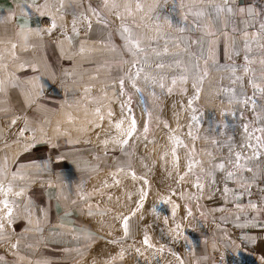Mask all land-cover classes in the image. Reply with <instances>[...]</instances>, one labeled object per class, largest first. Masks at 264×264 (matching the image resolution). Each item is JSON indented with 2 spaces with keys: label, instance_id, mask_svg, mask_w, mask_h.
Here are the masks:
<instances>
[{
  "label": "crops",
  "instance_id": "crops-1",
  "mask_svg": "<svg viewBox=\"0 0 264 264\" xmlns=\"http://www.w3.org/2000/svg\"><path fill=\"white\" fill-rule=\"evenodd\" d=\"M27 2L31 3V0ZM111 2L112 0H110L109 8H103V0H63L66 13L61 18V14L52 7L53 4L59 7L60 0H47L49 8L42 9L46 13L45 16H40L34 8L30 16H25L21 7L24 0H0V81L4 82V91L0 92V109H2L0 111V145H3L7 137V131L2 128L4 123H8L7 121L21 122V129L27 123L29 129L24 133L26 140L23 142L21 152L19 148H13L8 153L0 152V166H4L5 160L7 161L8 180L12 179V173L17 169L26 174L24 180L17 178L14 181L13 190L8 197L19 205V216L12 225L5 221V231L9 235L5 242L0 243V257L4 258V264H98L96 261L87 262V259L92 247H96L101 240L107 239L100 234L102 229L107 227L104 224V218L110 216L111 226L116 227L115 233L120 229L119 227L122 228V224L120 226L118 224V209L114 208L113 204L106 210L107 216L102 217L97 213L100 210L102 194L98 186L97 201V188L94 187L93 180L104 170L118 165L129 169L132 175V166L127 167L131 158L128 148L126 147L121 155L114 149L97 152L92 148L72 143L70 135L66 134L65 125L60 123L57 128L53 126L70 83L93 82L98 85L93 86L92 90H102L106 89L104 84L117 83L122 68H133L131 58L122 53L124 41L119 35L121 21L116 18L115 10H110ZM38 3L43 5L45 0H38ZM89 3L100 9L104 19L108 21L107 28L101 23L97 27L96 16L87 10ZM115 3L119 5L118 10L125 17L124 23L133 29L134 35L145 42L155 38L147 52L152 67H155L159 61H163L165 67L175 61L182 62L179 68L176 67L178 70L175 74L177 77L182 73L189 74L188 80L186 83L178 80L175 89L188 83L192 85L187 94L176 96L184 99V108L189 107L188 101L196 95L193 76L207 72L202 84L199 85V97L193 101H196L197 110L200 113L207 111L208 115L221 118L216 122L217 127L211 129L223 133V142L219 145L223 149V155L218 162L224 163V170L216 173L214 180L217 185L207 187L206 200L199 199L198 202L193 203L191 221L184 234L182 231L185 227V219L177 209H175V222L173 224L170 222L171 224L167 227L176 228L177 224L180 225L178 228L180 231L175 233L182 244V249L186 246V259L189 264H264L262 259L264 257V176L258 178L255 183L245 185L248 191L242 187V177L244 175L251 177L252 173L245 174L241 169L240 176L228 179L226 173L231 171L229 160L232 156L230 157L229 147L225 144V141H228L227 144L230 143L229 135L234 131L236 140H232L233 147L238 146L239 150L246 154L243 157H252L251 149L240 148L244 135L243 125H249V132L264 126V96L259 92L255 94L257 101L255 110L251 101L247 105L242 102H229V98L234 94L233 89L240 101L243 100L241 91L248 97H252L254 89L250 80L253 73L257 77L264 76V63H262L264 35L258 33L259 23L264 22V5L257 0H227L228 5L233 9L232 18L229 20L228 14L221 13L217 23L213 19L215 13L211 6L223 5L225 0H140L144 6L143 11L135 10L136 0H115ZM71 4L73 8L70 10ZM125 4L133 9L131 17L125 11ZM240 8L245 9L243 15L238 11ZM190 9L193 11L204 9L206 12L211 11L212 14L205 15L196 21L195 17L189 13ZM73 10L77 14L85 12L97 24L90 45L87 41L78 40L76 46L70 47L71 44L68 45L64 41L55 43L49 37L55 33V30L57 31L59 26L61 28L68 26L63 20L67 18L68 13L72 14ZM249 11L254 15H249ZM54 16H56L57 28L49 34L47 32L50 27L49 18ZM185 17H187L186 20ZM42 19L49 24V27L42 29ZM69 19L73 21V16H69ZM194 21L201 26L199 29L194 28ZM85 27V23L78 20L76 33L83 31ZM180 28H184V31H179ZM233 28L236 29L235 32ZM209 30L216 33L210 39L213 43L216 62L222 66L233 63L244 66L246 64L244 31H248L249 40L254 36L258 37L257 42L251 45V51L248 52L250 61L247 62V67L250 71L245 72L243 67H240L236 72V75L243 78L242 87L241 82L233 83L229 79L232 75L230 70L221 67V71H224L221 73L224 74L217 78L218 76L210 74L214 71L220 73V70H215L213 61L209 60L206 64L204 59L199 58L201 50L205 55H211L207 44L195 43V41L209 39L207 36ZM76 33L72 31L71 26L69 34L73 36ZM109 34H111V42H109ZM14 44L15 48H13ZM113 46L116 47V51H112ZM82 47L83 52H81ZM165 47L167 52L164 51ZM153 48L160 53L159 56L152 51ZM234 48L239 51V55L235 54ZM197 58H199L200 66L198 72L192 67ZM34 68L38 71H34ZM36 76L42 78L41 82L44 84L42 94L35 86L36 81L33 78ZM13 80H17L20 86L11 87ZM170 81L171 77L165 81V84L171 85ZM141 82L143 83L142 77ZM257 82L264 86V81ZM147 97H144L142 104L146 115L149 113L155 115L153 109L146 104ZM64 104L67 105L65 102ZM168 115L172 117L171 122L175 116L174 123H171L175 131L177 113L170 111ZM258 115L261 117L259 120L256 118ZM231 116L236 117L233 119L237 122L235 125L232 124ZM68 117L69 113L63 111L58 119ZM186 123L181 124L183 129L180 128L185 133L188 129V123ZM70 129L74 130L75 127L72 126ZM33 134L35 145L31 146ZM166 134L164 132L154 141L142 145V153H151L155 162H158L159 177L153 180L150 175L151 167L145 159L143 161H146V165L140 167L138 164L139 172L148 174L154 185L158 187V192L152 193V199L157 197L160 201L167 194L165 191L175 190L171 185L176 186L177 177L187 171L188 165V156L183 148L176 152L175 157L173 156L172 150L175 145L170 139L171 135ZM163 135L170 140L168 148L161 143ZM26 148L29 150L26 151ZM6 155L9 160L5 157ZM97 157L99 159H96ZM177 158L178 163L174 166L173 162ZM137 160L139 162L140 157ZM248 166L252 167L253 171L257 169L264 171V154H261L259 159H248ZM136 177L138 181H141L142 189L145 191V179L137 175ZM115 178L118 179V173ZM184 186L189 191L195 189L193 183H185ZM226 187L227 193H225ZM21 188L24 189L23 195L15 196ZM108 195L109 193H105L104 197ZM195 195L203 196L199 192ZM82 196L87 198L84 199ZM212 196H215L217 200L209 198ZM219 196L222 198H218ZM249 201L257 204L258 208H251ZM238 204L240 207H237ZM25 206L31 209V217L24 215ZM147 206L144 199L142 208L146 210ZM89 209L94 215H88ZM156 210L159 213L173 212V207L169 203L159 202ZM38 226L43 229L42 232L36 230ZM120 230L123 235L122 229ZM89 233L93 236L91 240H89ZM181 234L184 235L185 245L182 243L183 235ZM141 237L142 243L143 236ZM17 241H19L18 248H12L11 245ZM104 243H101L99 247H104ZM125 243L128 250L124 255L134 256L135 248H138L136 243L130 240ZM130 245L134 246L129 247ZM94 259L98 260L95 255ZM176 259L180 264H188L182 258L181 260L176 256Z\"/></svg>",
  "mask_w": 264,
  "mask_h": 264
},
{
  "label": "rangeland",
  "instance_id": "rangeland-1",
  "mask_svg": "<svg viewBox=\"0 0 264 264\" xmlns=\"http://www.w3.org/2000/svg\"><path fill=\"white\" fill-rule=\"evenodd\" d=\"M72 8L73 4H71V7H69V9L71 10ZM69 16L73 15L71 13H68L66 18L67 20H63L67 23L68 26H64L63 28L59 26L57 31L55 30V33L49 37H51L55 43L64 41L68 45L71 44L70 47L76 46V42H78V40L87 41V44L90 45L91 40L93 38V33L95 32V26L97 25L95 21L89 18L92 24V27L89 29L87 27L88 21L82 20V22L85 23L86 27L83 31H80L72 36L69 34L70 27L72 26V20L69 19ZM58 17H60V15ZM44 21L45 20L43 19L41 20L42 29L49 27V24L45 23ZM99 26L100 23H98L97 27ZM68 37H71V40H69ZM130 70L132 71V73L135 72V68L125 67L121 69L120 75V79H124L125 92L127 94H130L132 97V108L137 122L136 131L133 136L129 139L128 145L122 146L116 143V141L126 138L121 136V132H126L128 130V123L131 120V117L128 115L127 108L125 107L123 111L121 109V104L127 101V95H124L126 97L125 98L119 94L118 98V93H120V79H118L117 83H114L113 85L104 84L106 86V89L102 90H92L91 88L93 86L98 85L93 82L70 83L68 92L63 96V102L61 101L63 105L59 111V115L61 112L66 111L67 113H69V117L58 119V115V117L53 122L54 128H57L60 123L62 125H65V129L67 130L66 134L70 135L72 143L75 142L79 146L86 148L89 147L97 152H102L106 149H114L117 150L120 155L122 151L126 150L127 147L131 157V171L135 172L137 176L148 181L145 188V191L147 192V196L145 199L148 204L146 210L142 207L139 209H136L135 207V202L139 200L142 184L141 181H138L137 179L134 180L132 175L130 177L128 176V183L124 189L121 185H116L114 181L99 184L97 182L94 184V187L97 188V201L98 186L100 187L99 192H101L102 194L100 210L97 213H106V210L109 208V206L113 204V207H117L118 209L117 215L119 226L122 224V221L119 219L120 216H130L133 211H135V215L131 216V219L129 220L130 234L127 238H124V236L122 235L120 229H122L123 231V228L121 227H119L120 229H118L116 233L114 232V229L116 227L115 225L111 226L110 216L105 217L107 216L106 214L102 215V217H105L104 224H106L107 227L103 228L102 233L100 232V234L105 236L107 239L101 240L96 247H92L87 262L96 261V263L98 264H104V258L111 255L117 256V259L114 261L115 264H180L179 261L176 259V256L180 259L182 258L187 261L186 246L184 247V249H182V244L178 241L177 235L175 233L179 232L180 229L167 227L169 224H173L175 222L176 213L174 215L173 212L159 213L158 210H156L158 208V203H161V201L157 197L152 199V193L158 192V187L154 185L153 181L151 180L148 174L139 172L138 164L140 165V167H143L144 165H146L145 162L147 161L148 165L151 167L150 175L153 177L154 180L157 179L160 175L158 171V162H155V158H152L151 153H142V145L147 142L154 141L158 137V135L164 132L171 136L174 135L180 138V140L182 141L181 144H174L175 151L178 152L179 149L183 148L188 156V162L189 155H191L194 161L192 172L198 173L201 167H203L204 169H208L210 167V161L218 164V160L222 159L221 156L223 155V149L219 145H222L223 133L211 130L213 127H217L216 122L218 120H221V118L217 116L208 115L206 110H204L206 111V113H200L199 110L196 113H193L191 108H184V99L177 98L176 96L187 94L189 88H192V85H190L189 83L180 86L178 89H175V86L173 85L167 84V88H172V92L168 93V91L165 92V89L161 90L158 85L154 89L147 87L140 80L139 87L144 89L143 99L145 96H148L146 104L148 107L150 106L151 109H153V113H156L155 115H151L149 119V115H146V111L142 105L144 102H142L140 93H138L131 84V80L128 76ZM176 70H178L176 67L170 68L169 66H167L159 71L166 74V80H168V78L172 77L173 75L177 76V74H175ZM215 70H218L217 67L215 68ZM219 70L220 73L219 71H214L210 72V74L216 77L218 76L217 78H219L221 75L224 74L221 73L224 71H221V69ZM145 71L150 72L153 75H156L158 73V70L155 67H146ZM187 75L189 76V74ZM84 88L86 89L85 91H88L85 92ZM183 89H187L186 93L183 91ZM153 90L156 93L155 96L152 95ZM64 102L67 105H65ZM200 102L205 104L203 101ZM192 106L197 109L196 101L192 102ZM97 108L100 109V115H102L104 118L110 117L108 113L109 111H111L113 116L118 117L117 123L123 120L120 129L115 128L109 131L105 130L106 132L114 133V136L112 138H108L107 136L109 135H105L104 132L100 131L99 127L103 125V122H100L101 119L96 114L95 109ZM170 111H175L177 113V124L175 126V131L171 126V123H174L175 116L173 118V121L171 122L172 117L168 115V112ZM194 114L199 117L200 123L191 120V117ZM234 118L236 117L231 116L232 124L235 125L237 122L233 121ZM7 122L8 123H4L2 126L3 130L7 131V137L2 143L3 145H0V152L3 153L6 151V153H8L9 150L13 148H19L21 152L23 142L26 140V137H21L19 135L21 129V122H16L12 125H10L12 121H10V123L9 121ZM145 123H148L149 125V131L147 134H145L144 132ZM185 123L187 124L188 128L186 133L180 130V128H182L181 124ZM189 125L191 126L190 128ZM69 126L70 128H72L73 126L75 127V129L71 130L70 128H68ZM97 126L98 130L96 128ZM233 126L232 129H234ZM189 131H191L192 136L188 135ZM193 137L196 138L193 139ZM229 139H231V143L232 140L235 139L234 131L230 132ZM105 140L108 141L106 145L104 144ZM214 141L218 143H214ZM227 143L228 141H225L226 145H228ZM165 151L168 150L165 149ZM235 151H240L238 146L233 147V153ZM209 153H211V155H209ZM244 155L246 154L242 153V156ZM5 157H7V160H9V157L7 155ZM139 157L140 161L138 162L137 159ZM143 159H145L146 161H143ZM230 159H234V155ZM241 162L243 163L244 161L242 160ZM229 167L231 171L240 172L241 170L234 168L233 163H230ZM107 170L109 169H106L104 171ZM218 171L219 169L215 171L214 177L202 178L201 183L204 186L202 193L203 196L199 195V199H207L205 195L206 189L210 185L216 184V180L214 179ZM184 173L177 177L176 186L175 184L171 185L172 188H175V190L172 191L171 189H168L167 191H165L167 192V194H165L162 199L164 200L167 198L169 200L168 203L171 204L172 207L178 206L176 207V209L180 213H182L185 219V227L182 231L183 234L188 229L187 225L191 221L190 216L188 215V210H191L193 203H196L199 200L196 198L197 196L195 195L198 194V191H196L197 188L195 186V189L193 191L187 190L185 186L183 187L185 183H193L195 185V176L192 173H189L188 175L184 176L183 180H180L179 177L184 175ZM94 180L98 179L95 178ZM119 186L122 188L121 191L119 193L114 192V189ZM173 192L175 194H173ZM105 193H109V195L107 197H104ZM209 198H215V200H217L215 196ZM218 198H222V196H219ZM165 218H167V223H165ZM144 220L145 223H143ZM145 233H147V235L150 237V243L153 245V247L151 248H148L141 243V236L144 237ZM183 234H181V236ZM118 239H123L125 247H128L125 243L127 240L134 241L138 248H140V253H136L135 251L134 256L129 257H127L126 254L123 257V260H120L118 255L115 254L114 251L111 250V248L106 247L104 244V247H99L101 243L108 241L110 242L112 240ZM182 239V243L185 245L184 235ZM94 255L98 260L94 259Z\"/></svg>",
  "mask_w": 264,
  "mask_h": 264
},
{
  "label": "snow or ice",
  "instance_id": "snow-or-ice-1",
  "mask_svg": "<svg viewBox=\"0 0 264 264\" xmlns=\"http://www.w3.org/2000/svg\"><path fill=\"white\" fill-rule=\"evenodd\" d=\"M109 3H110V0H103V8H109ZM21 7L24 10L25 16H30L33 8L35 9V11L40 16H45L46 13H45V11H42V9H48L49 5L47 3V0H45V3L43 5L38 3V0H31V3H28L27 0H24V3L21 4ZM52 7H54L55 10L61 14V18H63V15L66 13V9L64 7L63 0H60L59 7H56L55 4H53ZM211 7L215 13L213 19L217 23L219 22V17H220L221 13L228 14L229 20H231L232 15H233V9H232V7H230L228 5L227 0H225V4H223V5H213ZM143 8H144V6H143V4L140 3V0H136L135 10L136 11H143ZM118 9H119V5L117 3H115V0H112L111 5H110V10H115L116 18L121 21V25H120V29H119V35H120V38L124 41V44L122 46V53H123V55L131 58L130 62L132 63V67L135 68V72L132 73V71L130 70L128 73V76L131 80L132 86L136 89V91L138 93H140L142 102H144L143 101L144 89L139 87V82L141 80V77L143 79V83L145 84V86L154 89L158 85L161 90H164L166 87L165 80L167 79V76H166V74L160 72L159 70L163 69L165 67V64L163 61H159L155 64V68L158 70V73L156 75H153L150 72L145 71L146 67L147 68L152 67V65L149 63V57H148L147 52H148V49L151 47L155 38L145 42L140 37L134 35L133 29L130 28L126 23H124L125 17L120 13V11ZM87 10L96 16L98 23L103 24L106 28L109 26L108 21L106 19H104V17L101 14V11L98 7H94V6H92L91 3H89ZM151 10L152 9H150V11ZM125 11L127 12L129 17H131L133 15V9L128 4H125ZM238 11L241 15H243L245 13V9H243V8H240ZM189 13L195 17L196 21H198L200 18L204 17L205 15H211L212 14L211 11L206 12L204 9H199V10H195V11L190 9ZM248 14L254 15V13H251L250 11ZM72 15H73L72 31L74 33L77 32V21L78 20L88 21L87 27L89 29L92 27L91 20L89 19V17L86 15L85 12H80L79 14H77V12L75 10H73ZM186 19H187V17H185V20ZM49 22H50V27L47 29V32L49 34H51V32L57 28V23H56L55 17H50ZM133 23H135V21H133ZM21 27H24V25H21ZM137 27H139V25H137ZM200 27L201 26L194 21V28L199 29ZM37 31H40V30L37 29ZM179 31L183 32L184 28H180ZM233 31L235 32L236 29L233 28ZM258 33L260 35H264V22L259 23ZM215 35H216L215 32L209 30L207 33V36L209 37V39L204 40V41H195V43L207 44L208 52L211 53V55H205L203 50H201L199 58L204 59L206 64L209 60H212L213 64L217 67L218 70L221 67L225 68L226 70H230L232 75L229 77V79L233 83L241 82V87H242V79L243 78L241 76L236 75V72H237L238 68H240V67H243V70L245 72L250 71V69L247 67V62L250 61V57L248 55V52L251 51V45L257 42L258 37L254 36L251 40H249L247 38L248 37V31L247 30L244 31L245 39L243 40V45L245 48L244 60L246 61V64L244 66L236 65L234 63L222 66L216 62L213 43H212V40L210 39L211 37H213ZM68 39L71 40V37H68ZM109 42H111V34H109ZM15 47H16V45L14 44L13 48H15ZM116 50H117L116 47L113 46L112 51H116ZM83 51H84V49L82 47L81 52H83ZM152 51L156 52V50L154 48L152 49ZM164 51L167 52V47H165ZM233 51L235 52L236 55H239L238 50H236L234 48ZM156 55L159 56L160 53L156 52ZM199 58H197L196 62L193 63V65H192L193 70L196 72L199 71V67H200L199 63H198ZM181 63H182L181 61H175L173 63H170L168 66L170 68L171 67L179 68L181 66ZM262 63H264V61H262ZM34 71H38V69L34 68ZM206 75H207V72L205 71L203 75L193 76V80H194L193 87L196 90V95L193 96V98L188 101V106H189V108L192 109L193 113H196L198 110L192 107V102H193V100L198 99L199 91H200L199 85L202 84L203 79ZM33 79L36 81L35 86L39 88V91L42 94L43 89H44V84L41 82L42 78L39 76H36ZM178 80L181 83H186L188 80V76L186 74H183V73L180 74L179 77L173 75L171 77V81H170L171 85L175 86L177 84ZM258 80L264 81V76L257 77L253 73L252 78L250 80V84H251L252 88L254 89V93H253L252 97H248L245 93H243V91H241L240 95L243 96V100L240 101L235 95V89H233L232 91L234 94L232 97L229 98V102L231 103L233 101H236L237 103L242 102L245 105H247L248 102L251 101L253 109L255 110L256 103H257L256 95H255L256 92H259L262 96H264V86H261V84L257 82ZM119 84H120V95H122V96L127 95V97H128L127 101L125 103L121 104V109L123 111L125 107L127 108V112H128V115L131 117V120H130V125H129L128 130L126 132H123V131L121 132V136L126 137V138L118 140V141H116V143H118L122 146H126L129 143V139L133 136V134L136 131L137 122H136L135 115H134L133 108H132V97L130 94H127L125 92L124 79L123 78L120 79ZM19 86L20 85H19V82L17 80H13L11 82V87H19ZM3 91H4V82L0 81V92H3ZM167 91H168V93H171L172 88L168 87ZM183 91L186 93L187 89H183ZM152 95L153 96L156 95L154 90L152 92ZM0 111H2V109H0ZM95 111H96V114L99 116V118L101 120H103L104 117L102 115H100V109L97 108V109H95ZM108 115L111 116L112 112L109 111ZM148 115H149V119H150L151 113H149ZM224 115L227 116L228 113H224ZM256 118L258 120L261 119V117L259 115ZM191 120L195 121L197 123H200L199 117L195 114L192 115ZM11 123L15 124L16 120H12ZM122 123H123V120L116 123L115 127L117 129H120ZM190 127L191 126L189 125V128ZM28 130H29L28 125H27V123H25L24 127L22 129H20L19 135L21 137H23L24 133ZM148 131H149V125H148V123H145V125H144L145 134H147ZM33 133H34V130H33ZM243 133H244V135L242 138V142L240 144V148L241 149H251L252 157L245 158L242 156V153L240 151H235L233 153V143L230 142L228 144L229 154H230V157L234 155V159H230L229 162L233 163L234 168L242 169L245 174L246 173H252L251 177H248L247 175H244L242 177V181H243L242 187H244L245 191H248V188L245 187V185L255 183L258 178H260L261 176H264V171H261L260 169H257V171H253V168L248 166V159H251V158L259 159L260 155L264 154V126L254 128L252 130V132H249V125L244 124L243 125ZM257 133H259V134H257ZM188 135L192 136L191 131H189ZM195 138L196 137H193V139H195ZM170 139L173 141L174 144H181L182 143L180 138H178L174 135L170 136ZM107 143H108V141L105 140L104 144L106 145ZM214 143H218V142L214 141ZM34 145H35V136L33 134V144L31 146H34ZM25 150L27 151L29 149L26 148ZM172 152H173V156L175 157L176 156L175 148H173ZM209 155H211V153H209ZM61 159H63V158L61 157ZM96 159H99V157H97ZM242 160L244 161L243 163L241 162ZM173 163H174V166H176V164L178 163V158H177V160H174ZM193 163H194V161H193L191 155H189V162L187 165V171L184 173V175L180 176L179 178H180V180H183L184 176L188 175L189 173H192L195 176V181H196L194 186L197 188V191L202 194L203 193V187H204L203 184L201 183L202 178L214 177V173L217 169L223 171L224 170V163L220 162L217 164V163H213L210 161V167L208 169H204L203 167H201L200 171L198 173L192 172ZM196 163H199V162H196ZM6 164H7V161L5 160V165L0 166V197H3L2 199H0V206H2V207H0V212H2V215H0V243L5 242L6 239L8 238V235H9L5 231V221H7V223L9 225H12L14 223V220L16 218H18V216H19V205L16 203L15 200H10L8 198L9 193H11L13 190L14 181L17 178H19L20 180H24L25 175H26V174L22 173L19 169H17V171L12 173V179L8 180L7 179V171H6ZM117 167H118L119 171H124L123 166L118 165ZM127 167L131 168V165L129 164V165H127ZM93 170H95V169H93ZM226 176L228 179L231 180L235 177L240 176V173L237 171H228L226 173ZM132 177H133V179L137 178L135 172H132ZM113 179H114V183H116V184L120 183V181L115 178V174H113ZM147 183H148V181L144 180V184H147ZM227 192H228V189L226 187L225 193H227ZM23 193H24V189L21 188V190L19 192L15 193V196L19 197V196L23 195ZM173 194H175V193L173 192ZM146 196H147V192L144 191L143 189H141L140 195H139V200L137 202H135L136 209L143 207L142 202L146 198ZM82 198L86 199L87 197L82 196ZM196 198L199 199V196H197ZM161 202L162 203H168L169 200L166 198V199L162 200ZM73 203H75V201H73ZM249 204H250L251 208H253V209L258 208V205L255 203H252L251 201H249ZM176 207H178V206L173 207V215L175 214ZM237 207H240V205L238 204ZM14 212L16 213L15 216H14ZM23 212H24V215L26 217H31V214H32L31 209L28 206L24 207ZM99 214L105 215L106 213L101 212ZM88 215L89 216L94 215V213L91 211V209H89ZM134 215H135V211H133L130 214V216H120L119 217V219L122 221L124 238H127L130 234L129 220L131 219V216H134ZM188 215L189 216L191 215L190 209L188 210ZM28 222L30 224L31 220L29 219ZM165 223H167V218H165ZM38 225H39V221H38ZM179 227H180V225L177 224L176 228L178 229ZM36 230L38 232L43 231V229L40 228L39 226L37 227ZM92 238H93L92 234L89 233V240H91ZM110 243L120 246V250H119V253L117 255H118L120 260H123L124 254L128 250V248L124 246L123 239L112 240V241H110ZM142 244L148 248L153 247V245L150 243V237L147 235V233H145V235L143 237ZM18 246H19V241H17L16 243L11 245V247L14 249L18 248ZM133 246L134 245H130L129 247H133ZM29 247H31V245H29ZM135 251L137 253H140V248H135ZM116 259H117V256L109 255V256L104 258V264H113V262ZM262 259H264V257H262ZM0 264H4V258L3 257H0Z\"/></svg>",
  "mask_w": 264,
  "mask_h": 264
},
{
  "label": "bare ground",
  "instance_id": "bare-ground-1",
  "mask_svg": "<svg viewBox=\"0 0 264 264\" xmlns=\"http://www.w3.org/2000/svg\"><path fill=\"white\" fill-rule=\"evenodd\" d=\"M117 119L118 117L115 116H110V117H105L103 120H100V122H103V125L99 127L101 132H104L105 135H109L107 136L108 138H112L114 136V133H110V132H106L109 131L111 129H115V125L117 123ZM98 130V126L96 127ZM106 130V131H105ZM106 132V133H105ZM161 143L164 145V147L168 148L170 146V140L169 138H167L165 135H163L161 137ZM117 170V171H116ZM116 171V172H115ZM116 173H118V180L120 181L119 185H121L123 187V189L127 186L128 183V176L130 177V171L129 169H125L124 171H119L118 167L113 166L112 168H109V170L102 172L98 177H96L98 180H93L94 184L98 182L99 183H109L114 181L113 179V174L116 175ZM121 187H116L114 189V192L119 193L121 191ZM104 245H106V247L113 249L114 253L119 252L120 246L118 245H114L110 242H106L104 243Z\"/></svg>",
  "mask_w": 264,
  "mask_h": 264
},
{
  "label": "built area",
  "instance_id": "built-area-1",
  "mask_svg": "<svg viewBox=\"0 0 264 264\" xmlns=\"http://www.w3.org/2000/svg\"><path fill=\"white\" fill-rule=\"evenodd\" d=\"M259 3H261V4H263L264 5V0H257ZM258 184H260V183H258ZM253 195V194H252ZM235 232H237L236 230H235Z\"/></svg>",
  "mask_w": 264,
  "mask_h": 264
}]
</instances>
